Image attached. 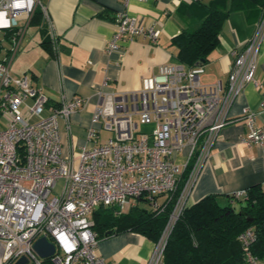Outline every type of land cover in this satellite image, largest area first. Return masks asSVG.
Masks as SVG:
<instances>
[{
  "label": "built area",
  "instance_id": "built-area-1",
  "mask_svg": "<svg viewBox=\"0 0 264 264\" xmlns=\"http://www.w3.org/2000/svg\"><path fill=\"white\" fill-rule=\"evenodd\" d=\"M131 0H120L116 29L106 51L124 38L147 37L157 43L159 30L127 13ZM142 1V0H138ZM201 2L203 0H192ZM39 0H0V34L10 48L0 59V264L25 258V264H109L97 256L99 235L91 218L97 208L124 212L138 200L158 213L170 205L167 222L146 264H162L168 234L190 205V195L221 129L230 122L234 99L248 83L256 84L259 49L264 42V7L252 35L235 53L225 84L203 83L204 66L167 63L141 79L135 91L95 90V106L87 139L95 144L79 151L78 164L62 154L59 120L69 128L70 116L88 100L62 97L46 113L47 97L30 77L10 73V63ZM54 39H52L53 41ZM264 110V100L259 104ZM247 132L240 141L264 144V125L257 112L243 110ZM139 125L151 127L139 131ZM100 131L109 136L96 142ZM244 191L232 194L241 199ZM45 237L54 245L42 259L34 242ZM245 264H264L250 247L255 233L238 235ZM47 261L48 263H44Z\"/></svg>",
  "mask_w": 264,
  "mask_h": 264
},
{
  "label": "crops",
  "instance_id": "crops-1",
  "mask_svg": "<svg viewBox=\"0 0 264 264\" xmlns=\"http://www.w3.org/2000/svg\"><path fill=\"white\" fill-rule=\"evenodd\" d=\"M212 1L196 4L192 0H131L127 13L158 29L157 43L151 44L144 36L124 37L110 53L106 47L116 29L115 16L122 10L120 0H39L38 15L34 17L33 13L29 21H19L24 33L12 59L17 60L14 73L19 74L13 76L30 77L33 86L48 99L46 113L57 107L62 97L88 100L83 109L70 116L69 128L63 120L58 122L62 154L72 155L75 166L80 149L95 144L87 139L99 102L95 90L135 91L141 79L155 74L160 65L176 63L172 39L181 29L200 21L204 6ZM259 16V8L228 13L219 44L203 64V83H226L235 53L252 35ZM255 79L256 84L245 85L234 99L230 122L211 148L191 192L190 205L208 194L228 196L253 185H264V144L246 145L240 141L247 132L244 109L256 111V125H264V110H259L264 100V42L259 49ZM106 138L99 133L96 142ZM153 246L154 242L144 235L122 231L100 238L95 252L109 264H146Z\"/></svg>",
  "mask_w": 264,
  "mask_h": 264
},
{
  "label": "trees",
  "instance_id": "trees-1",
  "mask_svg": "<svg viewBox=\"0 0 264 264\" xmlns=\"http://www.w3.org/2000/svg\"><path fill=\"white\" fill-rule=\"evenodd\" d=\"M227 2L228 5L220 6ZM262 7L264 0H213L206 4L200 21L181 29L172 39L176 62L186 67L203 65L219 44L222 24L229 12L253 8L261 12ZM36 15L38 6L34 17ZM244 193L234 203L230 202L232 195L208 194L189 205L168 234L162 264H245L244 249L237 237L247 228H252L256 237L251 252L264 259V185H253ZM169 211L170 205L158 213L141 199L119 214L114 208L99 207L91 218L99 238L108 231L111 234L133 231L156 242Z\"/></svg>",
  "mask_w": 264,
  "mask_h": 264
},
{
  "label": "water",
  "instance_id": "water-1",
  "mask_svg": "<svg viewBox=\"0 0 264 264\" xmlns=\"http://www.w3.org/2000/svg\"><path fill=\"white\" fill-rule=\"evenodd\" d=\"M111 234L110 231L106 233V235ZM33 250L37 253V255L42 258L46 259L52 256L54 253V245L49 242L45 237H41L37 239L33 244ZM26 259L20 258L16 264H25Z\"/></svg>",
  "mask_w": 264,
  "mask_h": 264
},
{
  "label": "rangeland",
  "instance_id": "rangeland-1",
  "mask_svg": "<svg viewBox=\"0 0 264 264\" xmlns=\"http://www.w3.org/2000/svg\"><path fill=\"white\" fill-rule=\"evenodd\" d=\"M31 27H30V31H31ZM10 48V40L7 39V38H4L1 34H0V59L3 58L5 56V53H6V50ZM16 64H17V60L14 59V61L12 62V65L10 67V73L11 75H15V76H18V74H15L14 70H15V67H16ZM148 127L147 126H142V125H139V131H143V130H147ZM101 138H106L108 137V133L106 131H101ZM141 206H146L144 204V202H140ZM147 207V206H146Z\"/></svg>",
  "mask_w": 264,
  "mask_h": 264
}]
</instances>
